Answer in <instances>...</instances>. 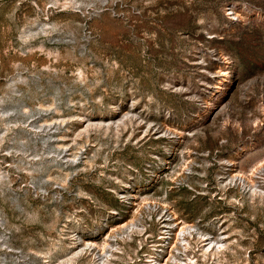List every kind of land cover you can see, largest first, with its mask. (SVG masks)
Returning a JSON list of instances; mask_svg holds the SVG:
<instances>
[{
    "label": "rangeland",
    "instance_id": "obj_1",
    "mask_svg": "<svg viewBox=\"0 0 264 264\" xmlns=\"http://www.w3.org/2000/svg\"><path fill=\"white\" fill-rule=\"evenodd\" d=\"M0 264H264V0H0Z\"/></svg>",
    "mask_w": 264,
    "mask_h": 264
},
{
    "label": "bare ground",
    "instance_id": "obj_2",
    "mask_svg": "<svg viewBox=\"0 0 264 264\" xmlns=\"http://www.w3.org/2000/svg\"><path fill=\"white\" fill-rule=\"evenodd\" d=\"M190 234V236H193L192 233H188V235ZM187 233L186 232H181L179 234V236L181 237V240L183 241V246L186 247L188 249V246H190L191 244L188 243L187 241ZM204 245L207 246V252L209 251H213L216 247L217 249L220 251L223 249V247L225 246L224 244H220L218 242H213L210 238H206L203 239ZM153 261V260H152ZM155 262V261H154ZM178 261H176L177 263Z\"/></svg>",
    "mask_w": 264,
    "mask_h": 264
}]
</instances>
